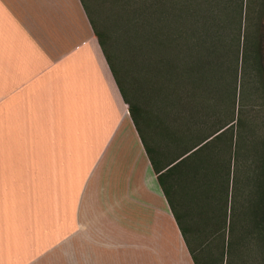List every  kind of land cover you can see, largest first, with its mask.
I'll return each instance as SVG.
<instances>
[{"label":"crops","instance_id":"obj_1","mask_svg":"<svg viewBox=\"0 0 264 264\" xmlns=\"http://www.w3.org/2000/svg\"><path fill=\"white\" fill-rule=\"evenodd\" d=\"M0 264H195L79 0H0Z\"/></svg>","mask_w":264,"mask_h":264},{"label":"rangeland","instance_id":"obj_2","mask_svg":"<svg viewBox=\"0 0 264 264\" xmlns=\"http://www.w3.org/2000/svg\"><path fill=\"white\" fill-rule=\"evenodd\" d=\"M79 1L154 165L169 162L228 122L218 139L160 176L169 210L183 228L195 264H262L260 242L245 235L259 226L246 218L259 219L260 213L245 210L242 204L247 179L264 145V82L253 51L257 26L264 19V0H242L236 74L224 73L220 84L218 79L216 85L206 88L197 87L194 78L181 85L175 75L176 83L168 84L164 66L156 63L153 51L141 42L142 27L132 30L142 0ZM187 165L191 172L199 169L195 176L201 183L195 185H201L205 197L200 189L193 195L188 191ZM140 207L146 209V204L140 203Z\"/></svg>","mask_w":264,"mask_h":264},{"label":"trees","instance_id":"obj_3","mask_svg":"<svg viewBox=\"0 0 264 264\" xmlns=\"http://www.w3.org/2000/svg\"><path fill=\"white\" fill-rule=\"evenodd\" d=\"M142 2V9L135 10L132 30L138 31V26L142 27L141 42L153 51L154 60L157 59L156 63L164 66L163 71L169 75L168 82L176 83L178 80L181 85H185L186 81H193L192 78H194L197 87L206 88L207 85H216L218 79L220 84V78L224 73L230 75L232 73L235 76L242 36L240 35L242 0H142ZM93 34L99 44L98 36L94 31ZM255 35L253 51L257 59L256 67L264 82V19L258 24ZM172 75L176 76V80ZM222 87L228 89V86ZM124 102L127 103L126 100ZM127 110L131 117L128 103ZM227 123L219 126L201 140L210 137L208 141L193 149L200 141L169 162L160 163L157 166L148 157L163 194L161 174L202 149L210 140L218 139L224 130L220 129ZM144 149L148 156L145 147ZM192 159L193 157L188 159L187 163L192 162ZM168 165L170 166L168 167ZM198 170L194 168L191 172L188 165L185 168V179L190 184V187L189 184L187 187H189L188 191L191 195L201 187L200 184L195 185L196 181L201 183V179L195 176ZM204 175L203 171L202 176ZM192 177H194L193 181ZM171 180L175 179H170V182ZM247 187V194L244 196L242 206L245 210L246 208L258 210L260 217L255 220L246 218V222L259 226L245 231V235L250 240L255 239V243L260 242V259L264 264V145L262 155H259V160L254 164L247 179ZM239 189L240 187L237 186V190ZM201 194L204 197L206 195L202 191ZM173 216L184 239L183 228L179 225L177 217L174 214ZM184 241L186 243L185 239ZM186 245L193 258L192 251L187 243Z\"/></svg>","mask_w":264,"mask_h":264}]
</instances>
